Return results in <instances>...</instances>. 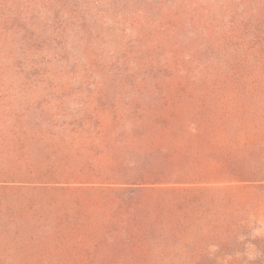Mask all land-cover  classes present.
Instances as JSON below:
<instances>
[{"label":"rangeland","instance_id":"374dc122","mask_svg":"<svg viewBox=\"0 0 264 264\" xmlns=\"http://www.w3.org/2000/svg\"><path fill=\"white\" fill-rule=\"evenodd\" d=\"M0 264H264V0H0Z\"/></svg>","mask_w":264,"mask_h":264}]
</instances>
